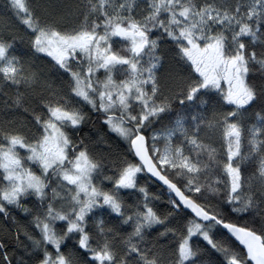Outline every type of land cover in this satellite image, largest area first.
<instances>
[{
	"label": "snow or ice",
	"instance_id": "1",
	"mask_svg": "<svg viewBox=\"0 0 264 264\" xmlns=\"http://www.w3.org/2000/svg\"><path fill=\"white\" fill-rule=\"evenodd\" d=\"M6 7L0 264H264V0Z\"/></svg>",
	"mask_w": 264,
	"mask_h": 264
},
{
	"label": "trees",
	"instance_id": "2",
	"mask_svg": "<svg viewBox=\"0 0 264 264\" xmlns=\"http://www.w3.org/2000/svg\"><path fill=\"white\" fill-rule=\"evenodd\" d=\"M7 3H8V0H0V22H7L11 25H13L14 27H18L15 19L11 16L10 13L7 12ZM165 47H170L169 45H165ZM257 51H259V48H257ZM17 54L18 55H25L26 58H28L31 54L28 52L27 48L25 45H18L17 46ZM173 54L172 53H169V57H170V63L174 64V61H171V56ZM32 59H34L36 61L37 64H40V65H45L46 64V61L44 60H39V59H36L35 57H32ZM93 121H96V117L93 116L92 117ZM253 122V121H250V123ZM93 125L92 124H88L84 127L83 129V132L84 133H88L90 129H92ZM95 127L97 129L101 128V125L99 123V121H96V124H95ZM212 139L214 141V144L213 146L217 149L218 152H222V149H221V136H220V133L219 132H215L213 133L212 135ZM247 164V162H246ZM249 167H251V165H248ZM151 192L155 195H158V196H161V199L162 200H167V195H166V192L165 190L160 187L159 185H154L151 187ZM129 231L131 229H128Z\"/></svg>",
	"mask_w": 264,
	"mask_h": 264
}]
</instances>
